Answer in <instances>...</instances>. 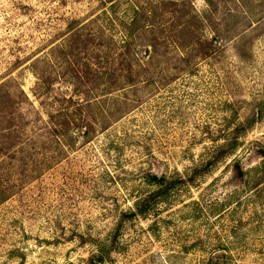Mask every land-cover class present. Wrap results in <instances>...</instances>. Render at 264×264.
<instances>
[{
	"label": "rangeland",
	"instance_id": "obj_1",
	"mask_svg": "<svg viewBox=\"0 0 264 264\" xmlns=\"http://www.w3.org/2000/svg\"><path fill=\"white\" fill-rule=\"evenodd\" d=\"M0 131V264H264V0H0Z\"/></svg>",
	"mask_w": 264,
	"mask_h": 264
},
{
	"label": "trees",
	"instance_id": "obj_2",
	"mask_svg": "<svg viewBox=\"0 0 264 264\" xmlns=\"http://www.w3.org/2000/svg\"><path fill=\"white\" fill-rule=\"evenodd\" d=\"M49 119H50V123H52L51 124V132H52L53 135L56 134V133H59L60 131H61V133H63V132L66 133L67 129L69 128V122L67 121V119L65 120L64 124L61 127H59L60 128L59 130L57 129V126L54 124L53 115H51V116L49 115ZM0 133H3V132L0 131ZM153 179L156 180V181H159V179H157V177H155V176H153ZM150 198L151 197H149L148 200H150ZM219 259H220V256H219V258L217 260H219ZM94 261H96V262H94ZM103 262H104V258L98 257L97 260L91 261L90 264H103ZM211 264H219V263H217L216 260H213V262Z\"/></svg>",
	"mask_w": 264,
	"mask_h": 264
}]
</instances>
